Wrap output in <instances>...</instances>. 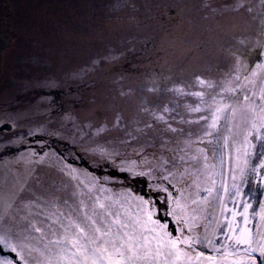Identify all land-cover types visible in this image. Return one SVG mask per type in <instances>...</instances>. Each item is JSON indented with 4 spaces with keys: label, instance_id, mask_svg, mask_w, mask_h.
Listing matches in <instances>:
<instances>
[{
    "label": "rangeland",
    "instance_id": "obj_1",
    "mask_svg": "<svg viewBox=\"0 0 264 264\" xmlns=\"http://www.w3.org/2000/svg\"><path fill=\"white\" fill-rule=\"evenodd\" d=\"M262 53L264 0H0V260L83 264L62 212L191 238L158 264H264Z\"/></svg>",
    "mask_w": 264,
    "mask_h": 264
},
{
    "label": "snow or ice",
    "instance_id": "obj_2",
    "mask_svg": "<svg viewBox=\"0 0 264 264\" xmlns=\"http://www.w3.org/2000/svg\"><path fill=\"white\" fill-rule=\"evenodd\" d=\"M264 55V53H262ZM257 69H264V64H257ZM253 75H255V71H253ZM239 79V76H237ZM199 83L204 85L205 82L200 80ZM212 85H208L211 87ZM264 92V90H262ZM193 95L200 96L201 93L197 92ZM264 98V96H262ZM245 99H249V97L245 96ZM167 111V109H165ZM194 111H200L199 108L193 109ZM222 111L221 109H217V112ZM261 112H264V108H261ZM162 118V117H161ZM220 117L214 115L212 123L210 125L211 128H215L217 122ZM264 127V125H262ZM207 135H211L212 133H206ZM260 138V137H257ZM227 142V137L224 138ZM264 167V165H262ZM241 173H243V169H240ZM235 179V177H234ZM209 192L211 189L208 190ZM239 192V189H237ZM100 208H104L103 204L99 205ZM251 207L250 204L244 203L243 209L244 212L247 213L248 209ZM261 216L264 218V205L260 206ZM235 215V213H233ZM105 215H109V213H105ZM55 216V219H52V225H56L59 222L60 226L64 230L63 239L70 243L73 247L78 249V252L83 254L86 257V260L83 264H87V257L91 255L93 257L92 264H103V260L105 254L108 257V264H134L137 259H143L145 264H148L149 261H155L156 264L159 262V257L161 255L172 256V249L176 248V245L186 244L189 248H191L192 241L191 238L185 237L181 239V237H175L174 239L167 233L165 235H169V239L167 242H163L159 240L157 242V247L153 250L151 247V242L149 241L147 236L143 234H137L134 227L133 231H126L130 227L129 224L124 223L120 220L119 215L117 214L112 220L111 223H105L103 218L98 222L92 216H85L83 222L75 221L71 215L67 216V223H64L62 217L64 214L62 212L57 213H49L48 216L45 217L43 223H47V221ZM149 219H151V214H149ZM247 221V217H245ZM35 231L41 232L42 229L39 226L33 225ZM116 227V231L113 232V228ZM159 228L164 230L167 228L166 224H160ZM75 229V231H73ZM82 241H87V244ZM54 243H61V240H57ZM237 244H248L250 247V253L256 252V248L251 247V240L246 239L244 237L243 232L239 236L236 237ZM94 244L95 248L90 249L88 245ZM0 245H2L6 249H10L15 252L16 249L12 247L9 242L0 237ZM164 248H168L167 252H164ZM179 251V250H177ZM260 258H264V246L259 248ZM19 255V254H18ZM0 264H12L10 260H0ZM80 264V262H78ZM167 264V261H165Z\"/></svg>",
    "mask_w": 264,
    "mask_h": 264
},
{
    "label": "water",
    "instance_id": "obj_3",
    "mask_svg": "<svg viewBox=\"0 0 264 264\" xmlns=\"http://www.w3.org/2000/svg\"><path fill=\"white\" fill-rule=\"evenodd\" d=\"M10 129H11L10 126H4V127L2 128V130H6V131H8V130H10Z\"/></svg>",
    "mask_w": 264,
    "mask_h": 264
}]
</instances>
